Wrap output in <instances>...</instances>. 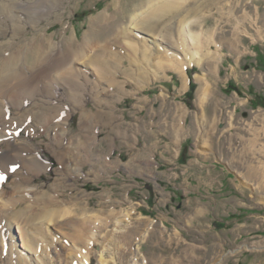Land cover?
<instances>
[{
  "label": "rangeland",
  "instance_id": "rangeland-1",
  "mask_svg": "<svg viewBox=\"0 0 264 264\" xmlns=\"http://www.w3.org/2000/svg\"><path fill=\"white\" fill-rule=\"evenodd\" d=\"M0 1L1 60L40 40L52 54L0 117V264H264V0ZM117 30L108 53L87 46ZM65 54L77 95L50 65Z\"/></svg>",
  "mask_w": 264,
  "mask_h": 264
},
{
  "label": "bare ground",
  "instance_id": "bare-ground-1",
  "mask_svg": "<svg viewBox=\"0 0 264 264\" xmlns=\"http://www.w3.org/2000/svg\"><path fill=\"white\" fill-rule=\"evenodd\" d=\"M26 2H32L33 0H25ZM48 2V0H46ZM157 1H161L160 4L164 3L165 0H156ZM167 1V0H166ZM207 1V0H206ZM14 2V1H13ZM153 2V1H152ZM150 2L148 5H149V8L151 9H154L153 7H155L156 5H158L159 3H152ZM206 3V2H205ZM6 5L4 1H0V30H2L1 28L4 26V13L5 10L4 8L6 9ZM152 5V6H151ZM32 6V5H31ZM151 6V7H150ZM23 7V6H22ZM144 8V7H143ZM151 9V10H152ZM3 10V11H2ZM35 10V9H33ZM168 10H172V11H177L179 10L178 7L174 6L173 3H168L167 6H161L160 9H155L152 14L153 18L151 20H153L154 18H158V17H163V15H165ZM195 10V9H194ZM140 13H143L142 11L141 12H137V14L133 15V18H136V16L140 15ZM191 13V12H190ZM2 15V16H1ZM177 15V14H176ZM11 17V16H10ZM103 16L100 15V17L97 19V21L99 19H102ZM132 18V19H133ZM151 18V17H150ZM146 21V20H145ZM93 23V22H92ZM146 23V22H145ZM183 23V22H182ZM94 24V23H93ZM92 24V26H93ZM148 24V22L146 23ZM143 25V24H142ZM152 27H156L155 25L151 26ZM180 28V27H179ZM92 30V29H91ZM185 30V27H182L180 28V35H181V39L183 40H187L186 36L188 37V39H190L191 43H192V47H193V54H191L190 58H189V63H193L195 62V56L199 55V50L197 49V35H195L194 33H188V32H184ZM118 31V30H117ZM116 31V36L114 37H110L109 39H107L106 41H101L99 40L98 36L94 33V32H97V30L95 29L94 32H92V36L90 34V37H88L89 39V45L87 46H92L93 49H96V50H103L104 52L106 51L107 53L109 52V50L111 49L112 45H113V40L114 39H119L120 37H122V35L124 34L123 33V30H119L118 32ZM2 32L0 31V34ZM120 36V37H119ZM95 37V38H93ZM45 39V38H44ZM180 39V40H181ZM46 40V39H45ZM121 40V39H120ZM120 40L116 42V44L114 45H117L120 43ZM46 41H41L39 43H35V44H32L31 48L27 47L25 48L24 50L22 49H19V50H14L11 51V53L9 54V56L4 59V60H1L0 58V98L2 96H5L7 99L6 101H8V99H10L11 103L13 105H11L10 107H7L6 105L4 106H1V103H0V117H3L5 116V112H9L10 109L9 108H13L14 106H17L18 107H21L25 102H27V100L33 96H35V74H36V70L40 69V66H42L45 61L47 60V58L52 55H50L49 51L50 49L48 48H45V46L43 45L44 43H46ZM180 43V42H179ZM184 43V42H183ZM48 44V43H47ZM122 44V43H121ZM113 45V46H114ZM76 47V50H75V53L72 52V56H74L73 58L74 59H78L80 61L82 60H85V57H86V51H87V48H84V46L80 47V45L76 44V43H73L72 44V47ZM134 46V45H133ZM71 47V48H72ZM128 47H130L128 45ZM132 47V46H131ZM134 49H132L133 52L136 53V56L137 57H140L141 54L139 53L137 47H133ZM71 50V49H70ZM89 50V49H88ZM52 53V51H51ZM68 53V51H67ZM139 55V56H138ZM70 57V56H69ZM141 57H144L146 58L147 56L146 55H143ZM195 57V58H194ZM54 58V57H53ZM119 58V57H118ZM199 58V61L202 62V56L200 55ZM197 58V60H198ZM134 59V58H133ZM51 60V59H50ZM71 60V59H70ZM68 60V57L67 55L65 54V56L63 57V59H61L60 57L57 58L56 60H53L54 62L53 63H50V65H52V69L56 66L58 67V69L56 68V70H59L60 71V76L62 79H65V81L68 79V80H72L73 82V88H74V91L73 93L76 94L77 91H82L83 90V86L81 84H79V80L75 81V77L78 76V70L74 71L72 68H71V65L73 64L70 63ZM137 60V59H136ZM171 62V61H170ZM70 63V64H69ZM174 63V62H173ZM196 63V62H195ZM93 64H96L98 69H100L102 72L103 70L106 71V68L109 64V62L106 61V58L105 59H102V57H99V56H96L95 59H94V62ZM119 64V63H118ZM135 64V63H134ZM25 65L28 67V69L31 71V74H27V72L29 70H27V68H24ZM140 65V64H139ZM181 63L175 61V66L174 67H180ZM100 66V68H99ZM105 66V69L104 67ZM119 67V66H118ZM49 68V67H48ZM109 68V67H108ZM99 71V70H98ZM125 72H128V74H130V68L129 67H126V70H124ZM141 72V71H140ZM33 73V74H32ZM109 74V73H108ZM38 75V73H37ZM36 75V76H37ZM132 75H134V73H132ZM73 78H71V77ZM106 76V75H105ZM68 77V78H67ZM45 78V77H44ZM101 78V77H100ZM104 78V77H103ZM106 80V78H105ZM112 80V82H115L113 79H110ZM76 85H75V84ZM82 86V87H81ZM81 87V89H80ZM37 91V90H36ZM77 95V94H76ZM75 95V97H76ZM79 95V94H78ZM80 95H82L80 93ZM200 95L201 96V101L204 102L207 98V96L209 95V91L207 88H202L201 92H200ZM5 99V98H4ZM2 101V100H1ZM35 101V100H34ZM46 107H47V103L44 102L43 103ZM8 105V104H7ZM35 108V107H34ZM47 110V109H46ZM26 113V117H25V120L29 123V119L32 118V120H35V116H37V113L35 114L34 112V109H30L29 111L26 110L25 111ZM59 114V113H58ZM60 115V114H59ZM22 116V115H21ZM20 116V117H21ZM22 118V117H21ZM7 119V118H6ZM14 119V118H13ZM18 119V118H17ZM9 120V119H8ZM45 120V119H44ZM13 125V123H11ZM2 126H5V122L2 121V118L0 119V139H6L7 140V144L9 146V148H12L14 145H13V137H11L10 135V132L8 133L5 129H6V126L5 128L2 127ZM30 127V126H29ZM10 128V127H9ZM26 128V127H25ZM28 128V126H27ZM31 128V127H30ZM16 130V129H15ZM64 134V133H63ZM62 138V137H61ZM60 138V139H61ZM2 141V140H1ZM1 145V144H0ZM18 147H22L23 149L26 148H29L30 146H28L27 144H23L21 146H18ZM34 148V147H33ZM38 151V150H37ZM24 153V152H23ZM40 156V155H38ZM27 163L32 164V163H37L36 161H39V158H35V157H30L29 160H26ZM18 190V189H17ZM5 202V201H4ZM51 203V202H50ZM54 204V203H53ZM6 205V204H5ZM9 205V204H8ZM55 205V204H54ZM3 206V205H2ZM4 207V206H3ZM10 208V207H9ZM48 209V206L46 207ZM5 209V208H4ZM9 210V209H7ZM46 210V209H45ZM24 211V210H23ZM9 213V212H8ZM45 214V213H44ZM32 216V215H31ZM7 217V216H6ZM8 220V219H7ZM41 220V219H39ZM34 220H32L31 222H34ZM87 224L86 223H82L80 225L81 228H84L85 232H88L89 229H92L91 226H87L85 225ZM37 233H41V230L40 229H36ZM83 232V231H82ZM26 234V233H25ZM24 235V234H23ZM25 237V236H24ZM30 238V237H29ZM79 240L81 241L83 237H78ZM39 238H37L38 240ZM27 240V239H26ZM29 243H33L35 241H32V238L29 239ZM39 241V240H38ZM35 244V243H34ZM33 244V245H34ZM31 247V246H30ZM36 251V250H35ZM39 252V251H38ZM85 264H88V262H85Z\"/></svg>",
  "mask_w": 264,
  "mask_h": 264
},
{
  "label": "snow or ice",
  "instance_id": "snow-or-ice-1",
  "mask_svg": "<svg viewBox=\"0 0 264 264\" xmlns=\"http://www.w3.org/2000/svg\"><path fill=\"white\" fill-rule=\"evenodd\" d=\"M15 170H16L15 168L12 169V171H15ZM0 178H3V177H0Z\"/></svg>",
  "mask_w": 264,
  "mask_h": 264
},
{
  "label": "trees",
  "instance_id": "trees-1",
  "mask_svg": "<svg viewBox=\"0 0 264 264\" xmlns=\"http://www.w3.org/2000/svg\"><path fill=\"white\" fill-rule=\"evenodd\" d=\"M191 91H193V89H191Z\"/></svg>",
  "mask_w": 264,
  "mask_h": 264
}]
</instances>
